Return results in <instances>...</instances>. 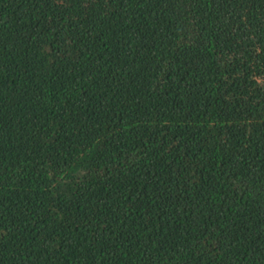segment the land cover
Returning <instances> with one entry per match:
<instances>
[{
    "label": "trees",
    "instance_id": "trees-1",
    "mask_svg": "<svg viewBox=\"0 0 264 264\" xmlns=\"http://www.w3.org/2000/svg\"><path fill=\"white\" fill-rule=\"evenodd\" d=\"M0 264H264V0H0Z\"/></svg>",
    "mask_w": 264,
    "mask_h": 264
}]
</instances>
